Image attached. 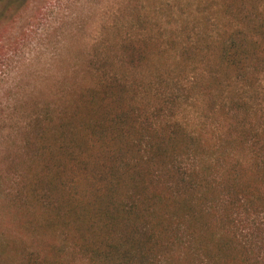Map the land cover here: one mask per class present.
<instances>
[{"label": "trees", "instance_id": "1", "mask_svg": "<svg viewBox=\"0 0 264 264\" xmlns=\"http://www.w3.org/2000/svg\"><path fill=\"white\" fill-rule=\"evenodd\" d=\"M105 30L39 101L0 264H264L238 223L264 211V0H128Z\"/></svg>", "mask_w": 264, "mask_h": 264}, {"label": "rangeland", "instance_id": "2", "mask_svg": "<svg viewBox=\"0 0 264 264\" xmlns=\"http://www.w3.org/2000/svg\"><path fill=\"white\" fill-rule=\"evenodd\" d=\"M126 1L0 0V232L10 233V219L19 218L12 194L38 163L26 145L38 135L30 122L39 115V101L69 86L68 74L83 60L79 54L90 51ZM256 211L238 216L247 245L264 223L250 216L264 213ZM253 252L264 257V242Z\"/></svg>", "mask_w": 264, "mask_h": 264}]
</instances>
